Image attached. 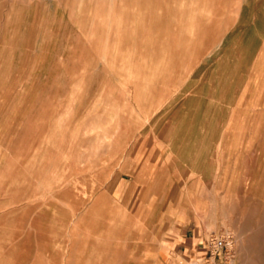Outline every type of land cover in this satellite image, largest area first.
Returning <instances> with one entry per match:
<instances>
[{"label":"rangeland","instance_id":"obj_1","mask_svg":"<svg viewBox=\"0 0 264 264\" xmlns=\"http://www.w3.org/2000/svg\"><path fill=\"white\" fill-rule=\"evenodd\" d=\"M0 264H264V0H0Z\"/></svg>","mask_w":264,"mask_h":264},{"label":"built area","instance_id":"obj_2","mask_svg":"<svg viewBox=\"0 0 264 264\" xmlns=\"http://www.w3.org/2000/svg\"><path fill=\"white\" fill-rule=\"evenodd\" d=\"M208 246L211 256H220L227 249L228 243L226 239H216L214 243L209 242Z\"/></svg>","mask_w":264,"mask_h":264},{"label":"crops","instance_id":"obj_3","mask_svg":"<svg viewBox=\"0 0 264 264\" xmlns=\"http://www.w3.org/2000/svg\"><path fill=\"white\" fill-rule=\"evenodd\" d=\"M209 243L206 245V246H204V250H206V254H210L209 253ZM211 257H213V256H211ZM218 256H215V259L217 258Z\"/></svg>","mask_w":264,"mask_h":264},{"label":"bare ground","instance_id":"obj_4","mask_svg":"<svg viewBox=\"0 0 264 264\" xmlns=\"http://www.w3.org/2000/svg\"><path fill=\"white\" fill-rule=\"evenodd\" d=\"M214 37H215V36H214ZM214 37H213V38H214ZM218 38H219V37H218ZM215 39H216V37H215Z\"/></svg>","mask_w":264,"mask_h":264}]
</instances>
